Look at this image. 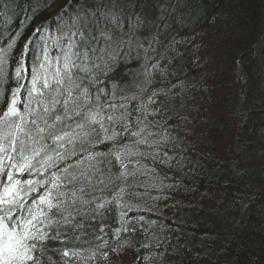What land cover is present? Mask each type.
I'll use <instances>...</instances> for the list:
<instances>
[{
	"label": "trees",
	"instance_id": "trees-1",
	"mask_svg": "<svg viewBox=\"0 0 264 264\" xmlns=\"http://www.w3.org/2000/svg\"><path fill=\"white\" fill-rule=\"evenodd\" d=\"M75 1L0 0V46L16 38L18 60L26 43L34 50L45 37L39 52L62 35L63 11L94 7ZM128 2L123 32L131 45L97 74L100 83L84 80L92 106L96 95L108 105L102 110L108 134L118 135L85 144L83 154L128 145L136 153L125 159L133 175L93 193L99 202L123 189L119 206L92 205L74 219L80 228L62 233L65 244L49 242L59 254L47 256L56 264H264V0ZM109 115L123 119L109 122ZM98 159L105 174L121 171ZM65 247L80 256L61 259Z\"/></svg>",
	"mask_w": 264,
	"mask_h": 264
},
{
	"label": "snow or ice",
	"instance_id": "snow-or-ice-1",
	"mask_svg": "<svg viewBox=\"0 0 264 264\" xmlns=\"http://www.w3.org/2000/svg\"><path fill=\"white\" fill-rule=\"evenodd\" d=\"M90 3L94 7L68 15L67 21L64 15L59 17L57 23L64 22L68 31L54 40L62 44L56 57L47 47L37 52L26 43L16 60V38L0 46V264H56L47 253L59 254V249H49V242L65 244L62 233L80 228L79 223L73 224L74 219L92 205L93 211L106 209L113 202L119 206L123 189L113 193L112 200L97 202L92 194L133 175L127 171L125 159L136 153L128 145L119 151L83 154L85 144L116 140L118 133L109 135L104 123L102 110L108 105L101 104L100 95H96L92 106L89 84L94 87L100 83L97 74L116 60L120 47L132 43L131 37L125 41L123 32L128 0ZM38 33L39 28L33 36ZM9 81L16 85L10 91ZM98 91L103 93L104 89ZM106 119L114 122L123 117L109 115ZM96 126L104 133L102 137ZM140 132L131 135L137 137ZM73 157L75 161L67 163ZM98 158H107L109 165L115 163L121 171L117 175L109 169L105 174L100 168L103 161ZM120 231L117 229L116 234ZM72 256L79 257L80 253L65 247L61 259Z\"/></svg>",
	"mask_w": 264,
	"mask_h": 264
},
{
	"label": "bare ground",
	"instance_id": "bare-ground-1",
	"mask_svg": "<svg viewBox=\"0 0 264 264\" xmlns=\"http://www.w3.org/2000/svg\"><path fill=\"white\" fill-rule=\"evenodd\" d=\"M70 2H71V5H76L78 2L77 1H75V0H69ZM127 7H131V5H130V3L128 2V6ZM61 15H64V16H67L68 15V13L66 12V11H63V13L61 14ZM131 21H132V23H133V19H130ZM135 24H137V25H139L138 23H135ZM23 36V34H19V36L17 37L18 39H20L21 37ZM31 36L29 35V38H30ZM39 41V42H38ZM37 41V43L36 44H34L33 45V48H34V50H38V48L39 47H41V46H43V44H44V40H42L41 38H40V40H38ZM47 43V44H46ZM45 43V45H44V47L45 46H47L48 48H49V50H50V52H51V50H53V51H56V50H58L59 49V47H62V44H60L59 42H56V43H54V40H49L48 42H46ZM30 54V53H29ZM6 107V106H5ZM0 111H3V109H0ZM2 114V113H1ZM137 246V244L135 243V245H133V248L134 247H136ZM132 248V249H133Z\"/></svg>",
	"mask_w": 264,
	"mask_h": 264
},
{
	"label": "rangeland",
	"instance_id": "rangeland-1",
	"mask_svg": "<svg viewBox=\"0 0 264 264\" xmlns=\"http://www.w3.org/2000/svg\"><path fill=\"white\" fill-rule=\"evenodd\" d=\"M64 24V23H63ZM62 24V26H61V33H63V27H64V25ZM191 130V133L192 134H194V137L199 133L198 131H197V129H190ZM196 134V135H195ZM199 135V134H198ZM200 136V135H199ZM197 137V136H196ZM198 138V137H197ZM199 139V138H198ZM201 139V138H200Z\"/></svg>",
	"mask_w": 264,
	"mask_h": 264
}]
</instances>
